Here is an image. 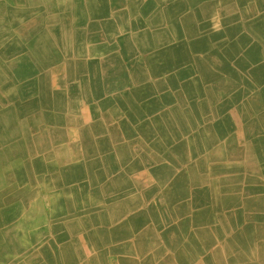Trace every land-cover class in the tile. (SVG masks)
I'll return each mask as SVG.
<instances>
[{"label":"bare ground","instance_id":"bare-ground-1","mask_svg":"<svg viewBox=\"0 0 264 264\" xmlns=\"http://www.w3.org/2000/svg\"><path fill=\"white\" fill-rule=\"evenodd\" d=\"M0 264H264V0H0Z\"/></svg>","mask_w":264,"mask_h":264}]
</instances>
